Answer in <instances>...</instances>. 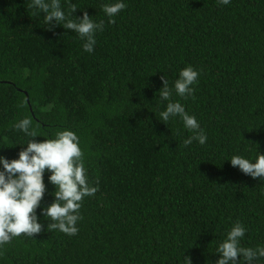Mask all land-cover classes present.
Returning <instances> with one entry per match:
<instances>
[{
	"label": "trees",
	"instance_id": "trees-1",
	"mask_svg": "<svg viewBox=\"0 0 264 264\" xmlns=\"http://www.w3.org/2000/svg\"><path fill=\"white\" fill-rule=\"evenodd\" d=\"M108 2L72 0L74 17L104 21L87 53L75 32L48 30L31 0H0V156L18 158L28 138L12 125L23 117L36 141L68 128L99 187L75 236L47 228L37 209L45 230L13 238L0 264H183V254L215 264L235 221L248 229L243 246H264V181L227 161L264 154V0H124L114 23ZM189 65L194 95L173 99L204 145H184L178 118L158 120L161 77L171 84ZM47 176L42 206L54 199Z\"/></svg>",
	"mask_w": 264,
	"mask_h": 264
},
{
	"label": "clouds",
	"instance_id": "clouds-1",
	"mask_svg": "<svg viewBox=\"0 0 264 264\" xmlns=\"http://www.w3.org/2000/svg\"><path fill=\"white\" fill-rule=\"evenodd\" d=\"M231 0H218L221 5H228ZM63 5H67L65 8ZM31 7L39 14L48 30L62 26L75 32L82 43L84 52L92 53L97 44L96 34L104 30V21H96L87 12L82 17H74L77 7L72 0H31ZM109 23L126 8L124 0H110L102 6ZM198 71L191 65L181 69L173 82L161 77L163 86L158 90V99L164 104L159 112V121L167 125L178 118L189 135L184 141L188 146L194 141L204 145L208 139L205 130L194 115L186 111L185 106L173 96L187 99L194 95V85L198 82ZM155 113V112H154ZM156 117L157 114L155 113ZM13 128L24 133L28 139L21 146L18 158L7 159L0 156V249L13 238L39 234L44 229L40 216L48 218L47 228L58 230L68 236H75L82 219L80 209L85 197L94 196L98 185L92 186L87 177L84 153L80 147V138L71 129L65 128L54 132L42 141L30 117L16 121ZM26 145V146H25ZM227 161L238 167L245 175L264 181V154L257 151L254 159L243 155H232ZM47 179L54 186V197L50 204L42 206L47 191L44 181ZM40 210V216L37 214ZM248 229L240 221H235L227 230L224 238L217 243L215 264H258L264 258V246L245 247L242 245ZM183 264H193L191 256L183 254Z\"/></svg>",
	"mask_w": 264,
	"mask_h": 264
},
{
	"label": "water",
	"instance_id": "water-1",
	"mask_svg": "<svg viewBox=\"0 0 264 264\" xmlns=\"http://www.w3.org/2000/svg\"><path fill=\"white\" fill-rule=\"evenodd\" d=\"M28 101H29V98H28Z\"/></svg>",
	"mask_w": 264,
	"mask_h": 264
}]
</instances>
